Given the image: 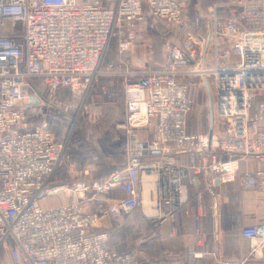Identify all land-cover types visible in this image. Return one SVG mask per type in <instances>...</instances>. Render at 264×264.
I'll list each match as a JSON object with an SVG mask.
<instances>
[{"label": "built area", "instance_id": "built-area-1", "mask_svg": "<svg viewBox=\"0 0 264 264\" xmlns=\"http://www.w3.org/2000/svg\"><path fill=\"white\" fill-rule=\"evenodd\" d=\"M198 5L0 0V248L11 252L13 264H140L135 252L113 250L108 232L95 231L101 213L82 204L91 194L120 189L124 197L107 211L119 223L143 203V174L157 175L155 207L164 220L187 214L190 189L203 186L220 197L250 158L262 168L245 173L244 188L264 189V0H216L206 4L208 14ZM146 16L183 27L185 37L178 45L167 42L162 66L136 68L132 56ZM198 86L208 97L210 124L191 134ZM63 90L79 98L80 108L122 92L125 120L118 127L130 139L128 162L102 180L78 182L69 203L46 208L40 199L64 164L66 143L57 142L46 119L32 120L46 104L55 107L54 95ZM65 102L56 107L65 109ZM143 131L149 138H141ZM175 151L188 162H179ZM195 221L200 231L201 213ZM241 234L246 256L221 264H249L264 255V224Z\"/></svg>", "mask_w": 264, "mask_h": 264}, {"label": "crops", "instance_id": "crops-1", "mask_svg": "<svg viewBox=\"0 0 264 264\" xmlns=\"http://www.w3.org/2000/svg\"><path fill=\"white\" fill-rule=\"evenodd\" d=\"M198 1L199 9L216 0ZM142 24L141 41H145L147 35H150V28L156 29L160 34H163L160 31L163 26L176 29L174 34L167 35L166 42L159 45L155 50L145 49L139 52L140 42L132 56V62L136 68L162 66L167 42L173 41L177 45L180 44L185 37V29L157 21L148 16ZM176 40L179 41L176 42ZM66 91L68 92L64 94L66 97L70 96L68 95L70 93L73 95L70 90ZM73 96L76 101H79V98ZM118 97H121L124 103L123 94L120 90L116 99ZM116 99L90 100L87 108L98 110L103 108L104 113L105 110L115 112L118 107L114 104ZM106 101L111 102L112 105L103 104L104 106L101 107L102 103ZM104 107L106 108L104 109ZM63 110L56 106L47 105V108L45 106L46 113L55 114L54 119L51 120L48 115L47 128L54 134L57 142L66 143V148H68L65 139L68 141L69 138L70 131H67L69 123L61 120L60 112ZM124 117L116 126L114 125L115 132H123L124 135L119 137V134H114L119 138L113 139L111 148H108L110 153L107 154V157L95 161L94 155H90L92 159L80 155L69 156L68 150L63 166L57 171L50 185L51 189L40 199L42 206L46 208L63 206L74 198V187L78 182L92 183L95 180H102L111 173L121 171L127 166L130 139L127 132L118 127L119 123L125 120ZM60 126L66 130L60 134H55L52 129ZM188 129L191 134L200 132L193 129L190 123ZM140 135L142 139L149 138V133L146 131L141 132ZM79 136L80 134H77V137ZM78 145H74L75 148ZM81 145L82 148H86L89 146V141L87 144L81 143ZM173 156L181 163L188 162L187 154L175 151ZM115 157L116 159H114ZM119 157H122V160L119 161ZM147 160L151 159L147 158ZM261 168L262 165L253 159L242 161L235 180L223 186L220 197L208 194L203 186L199 190L190 189L189 201L186 206L187 214L184 215L185 213L182 214L177 211L165 220L160 218V212L155 205L152 207L154 212L148 213L145 209L147 196L149 200H153L155 203L157 175L152 174H143L142 176V182L139 186L143 198L142 205L131 213L123 214L119 223H115L107 211L124 197V193L120 189H113L110 192L96 195L91 194L86 197V201L82 205L87 212L97 211L101 213L95 231L108 232L113 250L135 252L139 257L140 264H221L225 258L237 261L246 256L248 252V242L242 237V228L264 224V189H246L243 185V177L246 172ZM147 185H150L148 189ZM57 188L60 189V192H56ZM138 209L142 212L139 216L135 214ZM198 213H201L200 231H198L195 221ZM200 239L203 241L202 244H199ZM201 253L203 256L198 255ZM0 264H13L9 250L0 248ZM249 264H264V255Z\"/></svg>", "mask_w": 264, "mask_h": 264}, {"label": "rangeland", "instance_id": "rangeland-1", "mask_svg": "<svg viewBox=\"0 0 264 264\" xmlns=\"http://www.w3.org/2000/svg\"><path fill=\"white\" fill-rule=\"evenodd\" d=\"M208 5V4H207ZM205 5L201 7L202 12L204 14L209 13L208 6ZM178 28V27H177ZM163 34H160L156 29L150 28V35H147L145 41L142 40L138 51L142 50H155L159 45H163L166 42L167 35L174 34L176 29L170 26H163L161 30ZM166 31V32H164ZM150 38V40H149ZM179 40H176V42ZM173 42V41H172ZM175 43V42H174ZM214 90V87H211ZM66 91V90H65ZM61 91L59 94L54 95V101L56 106L60 104V101H67L65 102L66 108L60 112L61 120L64 122H68L69 126L67 127V131L69 132V138L67 142L68 148H66L65 154L69 156H86L91 157L90 155H94L95 161H100L102 157H107L109 154L108 148H111L113 139H117L124 135L123 132L116 133L114 125L123 119L125 114V106L121 97H118L114 104L118 107L116 108L115 112H111L109 110H105L103 112V108L98 110L96 108H80L78 105L79 101H76L74 96L70 93L65 96L67 91ZM193 106L192 111L190 114V126L200 132L207 131L209 128L210 120H209V109H208V97L204 93L203 89H200L198 86L196 89L193 90ZM46 95H48L46 93ZM106 104H111V102H104L102 103L101 107ZM47 108V104H46ZM106 107H104L105 109ZM100 109V108H99ZM124 111V113H123ZM54 119L55 114L46 113L45 111L42 113L41 117L46 118V120ZM64 120H63V119ZM125 118V117H124ZM56 126H59L55 124ZM65 125V124H64ZM63 126V125H62ZM55 134H60L62 131H65L63 127L61 128H53L52 129ZM96 132V133H95ZM77 134H80L77 137ZM114 134H119L120 136L117 137ZM89 141V146L86 148H82L81 143H86ZM79 144L78 147L75 148L74 145ZM74 146V148H73ZM92 159V157H91ZM115 162V161H114ZM149 200V199H148ZM141 210L138 209L135 214L137 216L141 215Z\"/></svg>", "mask_w": 264, "mask_h": 264}, {"label": "trees", "instance_id": "trees-1", "mask_svg": "<svg viewBox=\"0 0 264 264\" xmlns=\"http://www.w3.org/2000/svg\"><path fill=\"white\" fill-rule=\"evenodd\" d=\"M191 2H193L194 0H190ZM210 4V3H209ZM35 86L39 89L40 94L44 97L47 98L48 95H46V93L48 94L47 88L39 81L36 80L35 81ZM42 115V114H41ZM41 115L37 118H34L32 121L34 122L35 125L39 124L40 122H42L43 120H45L46 118H42ZM118 157V156H117ZM116 159V157L114 158ZM252 159V158H250ZM122 160V157H119V161ZM254 160V159H253Z\"/></svg>", "mask_w": 264, "mask_h": 264}, {"label": "bare ground", "instance_id": "bare-ground-1", "mask_svg": "<svg viewBox=\"0 0 264 264\" xmlns=\"http://www.w3.org/2000/svg\"><path fill=\"white\" fill-rule=\"evenodd\" d=\"M150 185H147V189H148V187H149ZM148 193V192H147ZM149 198H148V196L146 197V199H145V201H146V203H145V209H146V211L148 212V213H151V212H154L153 210V206L155 205V203H154V201L153 200H148ZM150 208H152V209H150Z\"/></svg>", "mask_w": 264, "mask_h": 264}, {"label": "water", "instance_id": "water-1", "mask_svg": "<svg viewBox=\"0 0 264 264\" xmlns=\"http://www.w3.org/2000/svg\"><path fill=\"white\" fill-rule=\"evenodd\" d=\"M31 102L34 103V104H38L39 100L36 97H33Z\"/></svg>", "mask_w": 264, "mask_h": 264}]
</instances>
